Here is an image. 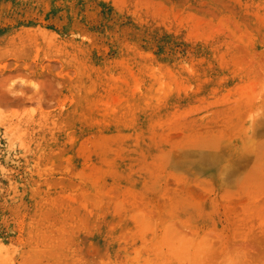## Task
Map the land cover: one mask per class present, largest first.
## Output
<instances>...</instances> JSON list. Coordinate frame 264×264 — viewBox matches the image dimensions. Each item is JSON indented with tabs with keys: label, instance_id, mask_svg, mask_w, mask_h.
I'll return each instance as SVG.
<instances>
[{
	"label": "rangeland",
	"instance_id": "obj_1",
	"mask_svg": "<svg viewBox=\"0 0 264 264\" xmlns=\"http://www.w3.org/2000/svg\"><path fill=\"white\" fill-rule=\"evenodd\" d=\"M0 264H264V0H0Z\"/></svg>",
	"mask_w": 264,
	"mask_h": 264
}]
</instances>
